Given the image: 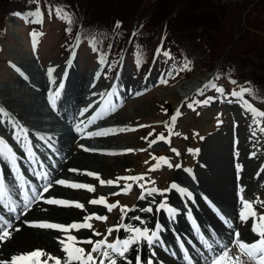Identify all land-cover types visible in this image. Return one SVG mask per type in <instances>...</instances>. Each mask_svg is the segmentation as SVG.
Here are the masks:
<instances>
[{
    "label": "rangeland",
    "instance_id": "1",
    "mask_svg": "<svg viewBox=\"0 0 264 264\" xmlns=\"http://www.w3.org/2000/svg\"><path fill=\"white\" fill-rule=\"evenodd\" d=\"M146 1L147 0L144 1L142 0L140 4ZM12 3L17 8L23 9L25 7L24 3H18V4H16V2H12ZM138 19H139V15L136 14L134 18L127 24L126 31L123 33V36L121 33H117V35L119 36L118 37L115 36V40H114L113 38L114 31L112 30V32L108 36L102 37L101 38V40H103L102 49L98 45L94 44L96 49L94 51L93 44L90 43V42H94L92 40L86 43L85 42L77 43L78 51H77L76 64L79 67L77 69L80 70L81 76L85 74V71L87 69H90L92 66L100 64L99 58L101 55L104 54V52L107 53L110 49L112 51L111 55L105 56L106 62L100 64V67H98L99 70L98 69L96 70V73L99 72L100 74L99 78L96 77V73H95V75L93 76L94 79L92 78L90 80L89 85L91 86V88H87V92L89 93L91 90H94L95 88L98 87L103 91L104 86L108 85L107 91L110 92L115 91L117 93L118 91L117 89L118 87H120L123 91L122 92L123 95L119 103L118 104L116 103V115L113 116V118L116 116L118 120L116 121V117H115L114 119H112L113 121H109L111 115L110 117L108 115L107 117H105V119L107 120V122L105 123L111 124L117 127V129L127 128V129H135V130H128L122 132L116 131L106 137L109 140H113L111 142H113L114 144L124 147V150L129 148L135 150L146 149L145 151H132V152L120 151L121 153L117 152V150H115L116 152L114 153L110 151L103 153L101 152V154H99L98 152L97 154L102 159L107 160L106 163L102 164L100 167H97L98 172L96 173H99L100 179L115 180L117 177L138 176L141 174H146L145 175L146 181H148L147 176L150 175V180L154 181L155 184H158L162 188H167V187L170 188L174 176H175L174 180L176 181V177H177L176 173L178 172V170L179 169L186 170L182 167L176 168L175 165L177 164L183 167L184 166L186 167L187 164H189L192 170L198 169L200 172H203V174H205V172L207 175L209 174L208 169L206 167V165H208L206 164L207 161L205 163V158L202 156L203 149L206 145L216 144L215 146L216 149H219L220 151H222L223 149L225 150L224 151L225 153H229L228 151L231 150L233 153L237 154L235 157L239 156L241 154L240 151H242V149L240 143L234 140L235 136L237 135H241L240 136L241 142L243 144L244 143L249 144L251 147H253L254 153L256 152L255 156H259L262 159L264 157L263 155L264 132H261L260 128L264 127V117H256L261 121V123L259 125L254 124L252 113L246 111L243 107L242 100L245 99L232 96L231 92L233 90L230 89L231 87L228 84L221 85V88L224 89L223 93L219 92L218 94H213L210 93V88H207L204 90L203 94L201 95L197 92V90L203 88L202 86L201 88H197L194 91L190 92L186 97L180 96L181 89H179V86H184V85L187 86L186 84L194 82V79L197 80L199 79V77L206 74L203 65L202 66L200 64L196 65V63L194 62H190L189 64L190 70L186 69L181 71V69L184 67V64L187 63L188 60L184 59V57H179L176 53H172L170 59H164L161 57L158 58L157 61H161L159 69L157 71H153V73H151V70H149V74H146L143 73L146 67L145 66L146 63L140 62L139 67H137V63L132 59L131 52H134L137 49V47L135 45H131L130 42H129V47L126 48V50H128V54H126V57L124 58L123 62L120 61L117 62L119 52L126 43L127 35L131 31V29L137 25ZM5 22H7L5 37L0 42L1 43L0 100L2 99L1 101L7 104V106L12 112H17L20 115V117L24 116V114L25 116L31 117V120H27L26 124L25 123L23 124L25 126L32 127L34 126V124H36V122H34L37 119L36 117L44 118L45 116L42 113H40V115L38 114L31 115L30 112H26V111L25 113H22L21 112L22 105L19 104L17 101H10L11 96L6 92L5 89H3L4 85L9 84L12 86L13 85L18 86L21 84L20 83L21 80L19 81L20 76L18 75L15 67L11 68V64H15L22 67V65L24 66L27 62H29V60H31V58H35L38 63L40 62L41 65H44L49 61H51L54 64L60 65L61 62L64 61L65 56L70 49V42L75 38L74 37L75 34L73 33L72 36L71 34H68V32H66L65 22L57 19H48V22L46 21L44 25H41V28L40 27L36 28V26L34 28L33 27L30 28V25L22 17L19 18V23L16 24L15 28L14 25L11 23V21H9L8 19H5ZM238 24L244 27L246 23L242 22V17H241V21H239ZM77 27L78 26H76L74 30L72 29V32H75ZM12 29H14V31H10ZM27 29H29L30 31L28 32ZM31 29L33 30L41 29L38 32V35L40 37L36 42V48L38 49L37 54H34V50L36 52L37 50L33 45L35 41L34 39L35 37L32 38L31 34L33 32L31 31ZM7 30L9 31L7 32ZM10 34L17 36L18 38L17 37L14 38ZM78 36H79V29H78ZM82 39H84V36L80 37V41ZM148 39L150 38H144V37L138 38L139 42L142 41L145 43L148 42ZM109 45L111 46L108 49ZM170 50L171 52L173 51L171 48ZM255 56L253 54H250L249 60L251 61L256 60ZM36 57H39L41 60L38 61ZM59 60L61 62H57ZM197 61L198 59L196 58V62ZM241 67L244 70L247 69L249 66L243 64ZM117 71L119 78L117 82L113 84L112 78H114L115 73ZM111 76L112 78H110ZM162 78L166 79L168 82L166 84L162 83L161 82ZM119 83H121L122 85H120ZM31 90L32 89L28 86L27 89L23 91L13 92L14 93L13 96L27 97L28 92L31 93ZM85 93L86 92L84 89L83 95ZM136 93H141V94L136 95ZM119 95H120V91L116 96ZM208 97H213L211 102L208 104L193 103L194 101L205 100ZM232 99L234 101H232ZM73 101L74 100L71 99L70 104L72 105L74 103L73 107L78 106V104L76 105L78 100H76L75 102ZM58 104H59V100H58ZM62 104H64L63 101ZM189 104H193V107H189L188 106ZM251 104L254 105L255 108L259 110H264L263 99H260V101L255 100ZM45 105L50 106L49 103H46ZM59 106L61 107V104H59ZM178 108L180 110L181 115L177 117L175 125L172 129L173 133L175 134L171 135L170 143H166L163 141V143L160 144L158 143L160 141H158L156 144H153L151 147H149V142L155 139L153 138V136H156L157 134L163 132V133H167L165 136L168 137V129L165 127L164 122L165 121L171 122L170 118L173 114H175ZM231 108H233L234 110H232ZM73 111L74 110H69V107H67V112H71V113H66V114L68 116H71L75 112L74 117H76L77 113L76 111L74 112ZM11 116H12L11 120L13 121V123L16 124L17 127L21 126L19 123H17L14 120V118L17 119L19 118L15 115H11ZM218 120L221 122L218 123ZM4 123L6 122L4 121ZM27 124H30L31 126ZM88 125H92V124H88ZM140 125H146V127H139ZM248 125L249 128L247 127ZM6 127H7V123H6ZM107 128L115 129L114 127L110 128L108 125ZM92 129H93L92 132L97 131L94 128ZM246 131L251 132V136H249V138H246V136L248 137V135H243V133ZM28 132L30 133V135H35V136L38 134L44 135L41 129L38 131L28 130ZM253 132H255V135H253ZM149 133H152V135L149 136ZM71 137L72 134L70 135V139ZM98 137L99 136H95V139L92 142L83 141L82 145L86 146V144H90V146H92L93 144L96 143ZM143 137H148V140L142 139ZM77 141H78L77 137L74 139L73 142L70 140V142H72V147L74 146L73 148H75L78 151H81L80 145L77 149V145H78ZM190 142L192 143V145H197L196 149L200 148L199 152L193 153L188 151V149H190L189 148ZM172 148L177 149L179 155L173 153L171 151ZM182 151H185L186 155L182 156L181 155ZM153 156L167 157L169 162L173 165V167H169L167 164L163 163V161L154 160L152 158ZM118 157L125 158L126 160L125 166L123 164H117L113 162V159ZM239 158H238V162L239 164L242 163L241 164L242 170L238 172L236 167L233 171V173H235V176L237 177L234 181V185L236 186L243 185L245 182V177H249V174L252 175V172L249 171L250 166L252 168L253 165L252 161H256V162L259 161V159H256V157L254 159H252V157L251 158L246 157L243 160H241L240 163ZM145 161H147V163H145ZM230 161H231V165L229 164V166L233 167L232 160ZM157 163H159L160 166L156 168L155 171H149V169L152 168V166ZM246 171L247 173H244ZM262 172L264 173V170ZM233 173L232 175L234 176ZM189 174L192 175L191 172H189ZM197 175H199V173H197ZM92 177L88 182L85 181V184H91L95 186L96 191L93 192L95 195L93 197L98 198L99 196L103 195L107 198V203L109 204L119 201V198L122 197L121 201L123 205L125 206L126 204H128L126 206L129 207V210L126 209V215L124 216V219L121 221V223H124V220L126 219V216L128 214L133 213V210L136 204L138 203V201L147 200L148 202H150L159 195V193H152L157 195H150L149 197L148 194L145 193V199L142 200L139 199V197H137L135 200L134 191H129L126 195L122 196L124 192L118 190L108 191L110 188L109 185H100L99 180L95 177L93 178ZM252 178L255 180V187L253 188L249 186L252 184L248 183L249 185H245L244 189L242 190L249 192L250 189L252 190L253 188L255 189L254 195L255 194L262 195V197H260V200L264 201V179H261L256 182V179L254 177ZM226 179L227 178H222V182H225ZM142 183H144V181L139 182V184ZM125 184H133V181H124V180L120 181V185L124 186ZM139 184L137 183L136 188L132 186V188H134L135 192H137L138 194H140L139 191L140 192L143 191V189L139 187ZM207 185L211 187L209 183H207ZM207 185H205L206 189L208 188ZM112 186H114L113 188H115V185ZM152 187L161 189L154 184H148V183L145 184V188L150 189ZM229 187L232 188L231 190L234 191L233 193L236 196V189L233 188L232 183H228V190L230 189ZM51 189H55V185H53ZM203 190L204 189H202V191ZM76 192L82 194L83 197H86V195H88V192L85 191L80 192V189L79 191ZM112 192H119L120 194L110 195V193ZM248 192H245V194ZM203 193H209V192L203 191ZM164 194L167 195L168 192ZM151 196L153 198H151ZM134 200L135 202L133 206L132 204H129ZM144 201L142 202V204L144 203ZM187 201H189V199H186V202ZM80 202L84 203L82 201ZM196 203H198L200 206L203 204L200 200ZM146 204H150V203H146ZM256 205L259 206L262 211H264V208H262L260 204H256ZM131 206L132 208H130ZM115 209L116 210H112L107 215V219L112 220L114 222V225L120 221L118 220V222H116V220L112 219V215L115 212L120 211V207H117ZM104 211H108V209L106 208L104 209ZM257 211L259 212V210ZM118 216L119 218H121L122 213H120ZM113 217L116 218L117 214H114ZM92 220L98 222L99 226L102 227L103 229L106 228L108 229L111 227V224L106 223L105 221L94 220V219ZM92 226H94V224H92ZM94 231L100 232V231H96L95 229ZM116 232L117 231H114L112 235L113 234L115 235ZM112 235L108 236V239H112ZM93 236L96 239L102 238V236H96V235ZM94 237L91 236L93 240H95ZM85 245L89 247L88 244L81 243V247H84ZM54 253L59 255L58 252H54ZM51 264H54V262H52Z\"/></svg>",
    "mask_w": 264,
    "mask_h": 264
},
{
    "label": "bare ground",
    "instance_id": "2",
    "mask_svg": "<svg viewBox=\"0 0 264 264\" xmlns=\"http://www.w3.org/2000/svg\"><path fill=\"white\" fill-rule=\"evenodd\" d=\"M23 66V65H22ZM29 67H32L33 72L29 71ZM25 69L28 72V76L26 78L21 79V84L16 85H9L5 84L3 89L6 90V92L11 96L10 101H17L19 104L22 105V113L30 112V114H38L42 113L45 117H36L35 120L36 124L32 127L25 126L23 124V120H30L31 117L29 116H21L23 119H17L14 118V120L19 123L21 126H23L27 130H42L44 133V136H48V140L52 143V147L49 149V152H51V155L53 156V160L59 165V169L54 170L53 174L49 176L48 178H54V179H65L71 182L76 183H83L85 184V181L88 182L92 176L87 175V172H98L97 167H100L102 164L106 163L107 160L102 159L97 152L94 151H86L84 149H95V151H101L103 152H110L113 153L116 152L115 150H124V147H121L117 144H114L113 140H109L107 137H98L95 144L90 146V144H86L84 148H81V151L76 150L72 147V139H70V135L68 134V138L63 135H54L53 128L57 129L59 128L57 126L58 122L65 121L64 117H69L66 113L67 110L63 111L60 109V106L57 107V110L53 111L50 106H46V101L41 93H48L49 90L40 89L43 85L42 76L40 77V70L39 67H35L32 62H27L25 64ZM101 69V68H100ZM96 70V67H95ZM99 70V69H98ZM73 71V70H72ZM75 76H77L76 73H74ZM94 79V78H93ZM49 80V79H48ZM94 82V81H93ZM201 83L198 82H191L189 84H186L187 86H179V89H181V95L187 93L188 91H192L197 86H199ZM75 81L74 79L71 81L70 85H68V98H65L67 101L64 103L67 107H69V110H74L77 113L76 117H73L76 122V124H80L81 128L87 129L86 126H88V118L90 115L84 114V116H80V111L87 107L90 102L96 101L97 98L95 97L98 95V90L96 89L91 90L89 93L87 92V87H84L85 92L87 93L88 97L90 98L87 100H83L82 91L84 92V89L81 90L78 93V106L73 107L74 103L71 105L70 101L71 99L74 100L75 96L77 95V90L75 92ZM30 87L31 93L28 92V96H20V97H14V93L16 91H23L27 89V87ZM76 86H79L77 84ZM2 87V86H1ZM91 87V86H90ZM26 92V91H25ZM178 92V91H177ZM71 93V94H70ZM75 93L74 97L73 94ZM122 94V90H120V95ZM82 96V97H81ZM115 99H119V96H116ZM63 101V100H62ZM61 98L59 99V104L62 105ZM75 102V100L73 101ZM80 103V105H79ZM73 107V109H72ZM77 109V110H76ZM73 111V112H74ZM7 115H9L6 118H3L2 121L7 123V126L11 127V130H18V127L16 124L13 123L11 120V115L6 111ZM75 113V112H74ZM74 113L71 115L73 116ZM114 114H111V117ZM110 117V118H111ZM9 120V121H8ZM117 120V119H116ZM83 121V123H81ZM107 122L106 120L99 119L96 122V125H91L89 128H94L95 130L98 129H108L107 125L105 124ZM5 123V124H6ZM85 123V124H84ZM87 123V124H86ZM13 126H11V125ZM83 124V125H81ZM111 128V126H109ZM112 129V128H111ZM251 136V132H244L243 135ZM39 135V134H38ZM42 135V134H41ZM37 136V135H36ZM36 136L31 135L34 143L36 142ZM246 138H248L246 136ZM243 143H240L242 151L241 154L238 156V158H251L259 159L258 162L252 161L253 165L251 168V172L254 173L257 166L261 167V171L264 170V157L261 159L259 156H253L252 153H254L253 147H251L249 144L244 143L243 145L246 146L243 149L242 146ZM116 145V146H114ZM230 145V144H228ZM216 144H210L206 145L203 149L202 156L205 158V163L207 161V169H208V175L206 174H192L189 175L188 171L177 169L178 172L176 173V181L180 187L183 185H187L184 188H186L189 192L192 193L191 197H188L187 195H181L180 192L173 189L168 191L167 197V203L172 206L173 208L177 209V213L175 214L174 218H171L165 211H156V204H153V201L155 200L157 203H159L162 199H160V196L155 197V199L151 200L149 203L153 207V211L151 213L141 211L142 208V202L144 201H138L136 204L133 213H130L126 216V219L124 220V225H133V226H146L150 229L154 228V224L156 221H159L163 225V229L159 233V240L154 243L152 246H149L145 241H141L138 245H133V249H136L138 251V254L141 256L142 264H146L147 258L153 257V264H175V261L178 260L180 257L183 261V258H185V250L187 252V256H190V252L188 249H185L183 253L179 254L177 253V249L179 248V242L175 239V232H178L179 237H182V233L186 230V225L184 224L185 221H187L188 217L185 214V212L188 214L189 211L191 212V216H193V220L197 223H199L201 220L197 217L205 218L209 217V213L205 211L203 204L200 207L197 206H188L186 199H189V201H195L198 202L197 199H200V192L198 191L199 187L200 189L206 190L207 196H214L216 200L228 204L233 209V220H232V229L235 230V228H239L241 232V238L244 239H250V223L249 221L248 225L242 224L238 217L236 216V210L234 207L237 205L236 196L233 193V190L228 191V183H232V180L234 179V176L232 175L233 171L232 168L229 166L231 165L232 158H235L237 154L233 153L231 150H229V153H225L222 149L220 151L219 149L215 148ZM218 146V145H217ZM92 147V148H90ZM231 151V152H230ZM37 152L40 154V156L44 157V153L41 152L40 149H37ZM227 152V151H226ZM100 153V152H99ZM121 153V152H120ZM256 154V152H255ZM202 157V158H203ZM35 158V157H34ZM237 158V159H238ZM255 159V160H256ZM52 159H49V165H53L54 161ZM113 162L117 164H123L126 165V160L123 157L114 158ZM206 163V164H207ZM205 164V165H206ZM41 166V164H40ZM47 169V167H44ZM69 169H77L78 171L73 172L69 171ZM48 172H50L49 169H47ZM11 171L9 170L8 173ZM250 172V173H251ZM234 174V173H233ZM215 177V179H214ZM253 176L249 174V177H246V180L254 181L252 178ZM93 178V177H92ZM222 178H227L225 182H222ZM254 182H251L250 184H253ZM6 185L8 186L11 199L13 201V206L15 207L14 212H10V217L13 220V229L19 228V231H12V236L10 239L0 242V259H10L12 255H16L18 253L33 250L36 248L43 249L46 252H49L53 254L54 252H58L60 255V244L58 242V238L63 239L66 235L64 232H59L57 230L53 229H42L34 226H30L25 221H22V219H25L27 221H38V220H49L50 222L55 223H71L74 221H82L83 217L87 215L88 212H95L97 214H101V212H104L105 207L103 208L102 205H91L88 204L87 201L89 199H93L95 197L93 192H89L86 189H80V192L85 191L88 192V195L86 197H83L82 194H79L76 191H79L66 186L57 185L55 186V189H49L47 193H44V197L47 198L49 196L54 197L56 199H64V200H75V201H82L85 205V209L87 211H81L80 209H77L75 207H62L57 205H49L44 202V200H39L32 204V208L24 212V205H22V197H20L16 193H22L20 190L21 187L17 188L13 183H11L8 180H5ZM207 183L211 185L208 186ZM205 185L208 186V188H205ZM122 187H120L121 189ZM230 188V187H229ZM31 186H27V188L23 191V193L27 190L29 196H31ZM115 189V188H113ZM235 189V188H234ZM39 190L37 189V192ZM232 191V192H231ZM87 194V193H86ZM147 196V195H146ZM151 198H153L151 196ZM150 200V199H149ZM202 203L204 201H201ZM184 206V208H178L179 206ZM11 207V206H9ZM1 210H8V207H2ZM16 213V214H15ZM129 213V212H128ZM14 214L19 217L17 219L16 217H13ZM234 214H235V220H234ZM135 216H140L143 220L147 221L146 225H141L139 221H136L133 219ZM185 218V219H184ZM118 224V223H117ZM116 225V224H115ZM234 232V231H233ZM231 231L229 232L227 229L222 228L221 232H218L216 234L213 231H209L207 240L208 242L217 240V244H227L229 247H232L231 240L233 236H230ZM73 235H77L81 238H86L88 236H92L91 229H82L79 232H73ZM130 233L127 232L126 228H120L116 234L112 235L114 237V240L119 237L121 239L126 238ZM198 244H200V241L196 240ZM160 242V243H159ZM85 244V243H84ZM161 244V245H160ZM176 244V246H175ZM204 245V244H203ZM81 247V243L79 244ZM176 247V248H175ZM137 251H129L126 255L129 260H135V256L137 254ZM216 251H220V248H218ZM153 253H155L153 255ZM170 254V255H169ZM192 257H195V252H193ZM174 258H170L173 257ZM43 259V258H42ZM202 262H206L205 260H199L197 258V261L195 263L202 264ZM52 261L49 262L51 264ZM207 263V262H206ZM118 264H125V261L118 259ZM184 263V261L182 262Z\"/></svg>",
    "mask_w": 264,
    "mask_h": 264
},
{
    "label": "snow or ice",
    "instance_id": "3",
    "mask_svg": "<svg viewBox=\"0 0 264 264\" xmlns=\"http://www.w3.org/2000/svg\"><path fill=\"white\" fill-rule=\"evenodd\" d=\"M53 10L49 9V13L51 14ZM55 14L60 17L61 19L67 21L69 25L72 23V16L70 13L65 11L63 8H56ZM32 15L40 16L42 17L43 13L40 11V8L37 7L35 12L32 13ZM116 26H120V22H116ZM66 31L71 32V27H67ZM33 37H35L37 34L32 33ZM42 35V34H41ZM133 36H135V33H133ZM78 38V37H77ZM93 43V50L95 51V45ZM163 55L165 57L171 58V53L167 50H164L161 47H158L155 50V55ZM75 53L73 52V56ZM142 60V55L140 53L137 54L136 63L137 67H139L140 62ZM71 61H69L70 63ZM99 62L101 64L106 62V58L104 55H101L99 58ZM190 62H187L184 64V67L181 69V71L189 69ZM190 70V69H189ZM55 72L54 68H49L47 70V75L49 77V81L51 84L55 85L54 89H49L48 91V102L50 104V107L53 111L57 110V101L60 99L62 91L65 87L64 85V76L66 74H62L59 79L53 76V73ZM99 72L96 73V77L99 78ZM162 83H167L168 81L166 79H161ZM235 83V81H233ZM207 88H216L217 91L223 93V88H217L214 81H209L207 84L203 86V88L198 89L197 92L199 94H203L204 90ZM251 92L250 88H241L239 91L233 90L231 92V95L237 98H242L244 93ZM141 93H136V95H140ZM104 96V94H101ZM114 95H117L115 91H111L107 93V97H112ZM213 97H208L205 100L202 101H194L193 103H203L208 104L211 102ZM105 107L101 108L99 111H95V115H92L88 118V124H94L97 120L103 119L105 115H109L112 112L116 110V104L112 102L111 99H105L104 100ZM243 107L246 111L252 113L253 116V123L259 125L261 121L257 119L256 117H264V110H259L255 108L254 105H252L247 100H242ZM189 107H193V104H189ZM93 105L89 104L87 107L82 109L80 111V116H84L85 113L89 112V109H92ZM0 114L7 115L6 110L3 107H0ZM181 115L179 108L176 110L175 114H173L170 118V121H165L164 125L168 129V137H166L163 133H160L155 139L151 140L149 142V147H151L153 144H156L158 141H164L166 143H170V137L171 135L175 134L173 133L172 129L175 125L177 117ZM221 121L218 120V123ZM83 123V121H81ZM139 127H146V125H140ZM76 132H82L83 129L81 128L80 124L75 125ZM128 130H135V129H127V128H120V129H98L95 132H89V136H104L108 135L110 133H114L116 131H128ZM261 132H264V127L260 128ZM28 130L25 129L23 126H19L18 130L14 131L13 138L17 141L18 144H21V147L26 149V154L30 158L35 157V153L32 148L31 141L28 140L27 136ZM152 133H149V136H151ZM253 135H255V132H253ZM21 137L24 138V141H21ZM41 139H44V137H40ZM186 138V137H185ZM142 139L148 140V137H143ZM202 139V137H201ZM81 148H84L83 145H81ZM86 151H95V149H84ZM146 149H126L127 152L132 151H145ZM171 151L173 153H176L179 155V152L177 149L172 148ZM189 152H199V149H188ZM254 156L255 153H252ZM0 158H3L11 163L12 167L17 170V179L20 181V187L24 188L26 183H30L26 181L25 177L22 173L19 172V167L17 164V152L13 149V147L9 144V142L3 138L0 137ZM154 160L157 161H163V163L167 164L169 167H173V165L169 162L167 157H152ZM147 163V161H145ZM160 165L159 163L154 164L152 168L149 169V171H155L156 168H158ZM175 167L180 168L181 165L177 164ZM242 170L241 165H237V171L239 172ZM69 171L76 172L77 169H69ZM185 171H191L190 169H186ZM38 178H43L46 183L43 185V189L41 192H37L36 187L33 185L31 187V196H29L28 191L26 190L24 192V212L26 213L32 208V204L39 201L44 200L45 203L49 205H57L62 207H75L77 209H80L81 211H87L85 209V205L79 201L75 200H64V199H56L54 197H44V193H47L49 189L52 187V184L55 183L57 185L71 187L74 189H86L89 192H95L96 188L94 185L91 184H83V183H76L71 182L65 179H56L55 181H49L48 180V173L47 172H36L34 173ZM89 176H93L99 180L100 185H115L119 186L120 181H133L137 182L139 184L140 181H144L143 184H139V187L143 189V191L140 193L139 199H145V192L148 195H152V193H159L160 195H164V193H167L170 190H177L180 192L181 195H187L188 197L192 196V193L189 192L186 188L180 187L177 183L173 182L170 185V188H165L163 190L157 189L156 187L152 188H145V184L147 183H154V181H146L145 175L141 174L138 176H125V177H117L115 180H104L100 179L99 173L96 172H87L86 173ZM132 188V184H125L121 188V192L127 193ZM241 191H243L241 189ZM119 192H112L110 195H119ZM207 200V198L205 197ZM241 200V210L238 213V219L242 224L248 225L249 221H251L249 227H250V239H244L241 238V232L239 228H235L233 233V240L230 242L232 247H229V245L224 244L220 245V251L214 252L213 256L211 257V264H264V211H257V209L254 207L256 204H260L262 208H264V201H261L259 197L256 198L254 201L245 200L243 196L240 197ZM13 201L11 199V195L8 189V186L5 183V180L2 175H0V205H3L4 207H8V210L10 212L15 211V207H9L10 204H12ZM88 204L91 205H102L105 206L108 211H111L113 208L120 207V211L122 213L121 220L124 219V216L126 215V209L128 206H120L119 201H116L115 203H107V198L103 195L99 196L98 198L89 199L87 201ZM209 205L213 208L214 211H216L217 215L220 216L222 220L226 224H228L230 227H232V222L230 220L225 219V216L220 212L218 208L214 204H212L211 201H208ZM153 204H156V211H165L171 218H174L175 214L177 213V209L173 208L167 203V197L165 196L164 199H162L159 203H157L155 200L153 201ZM144 212L151 213L153 211V207L150 204L148 207L140 209ZM189 217H191V212L189 211ZM106 221L107 217L103 215H99L95 212H90L89 214L85 215L83 217L82 221H74L71 223H55L50 222L49 220H38V221H27L25 220V223L30 224V226L42 228V229H53L57 230L59 232L66 233L65 237L63 239L58 238V242L60 244V255H53L49 252H45L43 249L36 248L29 251H24L21 253H18L16 255H12L10 259H0V264H49L50 261L54 262V264H118V259L125 261V264H142L141 256L138 254V251L136 249H133V245H138L141 241H145L149 246H152L154 243H156L159 240V233L163 229V225L156 221L154 228L150 229L146 226H133V225H124L123 223L113 225L112 227L108 228L106 233H100L95 232L93 230V234L96 236H102L99 240H93L91 236H88L86 238L78 237L77 235H73L72 233L79 232L82 229H92L93 226L90 223L92 219ZM19 219V217H17ZM136 221H139L141 225H146L147 221L143 220L140 216L133 217ZM126 228L127 232L130 233L126 238L121 239L117 237L113 241L108 240V236H111L114 231H118L120 228ZM19 231V228L13 229V224L4 219L3 217H0V242H4L11 238L12 231ZM197 232H199V227L197 226ZM201 241L203 244L209 249V251H212V244L208 242L207 239L204 238L203 234L200 236ZM80 243H86L88 245H91V248L89 250H85L84 248L80 247ZM180 247L183 249L184 245L181 243ZM236 248L237 251L233 255L232 254V248ZM129 251H137V254L135 256V260H129L127 257V253ZM155 253H153L154 255ZM43 258V259H42ZM185 259L189 260V264H191L190 258L187 256V252L185 250ZM146 264H152V260L149 259Z\"/></svg>",
    "mask_w": 264,
    "mask_h": 264
},
{
    "label": "trees",
    "instance_id": "4",
    "mask_svg": "<svg viewBox=\"0 0 264 264\" xmlns=\"http://www.w3.org/2000/svg\"><path fill=\"white\" fill-rule=\"evenodd\" d=\"M44 1L55 9L67 7L72 16L68 26H78L80 37L100 45L101 38L112 30L114 40L117 33L123 36L138 14L137 25L130 31L136 56L140 53L143 59L150 58L158 45L181 55L188 53L204 69L217 66L219 78L243 83V88L251 89L247 94L264 100V0ZM10 8L11 0H1L0 32ZM241 17L244 27L238 24ZM141 37L150 39L139 42ZM250 54L256 55V60H249ZM243 64L249 67L243 70Z\"/></svg>",
    "mask_w": 264,
    "mask_h": 264
}]
</instances>
